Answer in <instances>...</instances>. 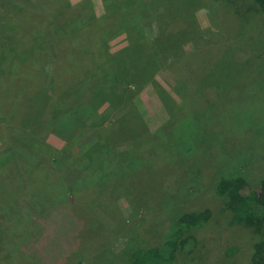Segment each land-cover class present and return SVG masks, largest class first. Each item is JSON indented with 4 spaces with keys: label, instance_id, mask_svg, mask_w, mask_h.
Wrapping results in <instances>:
<instances>
[{
    "label": "rangeland",
    "instance_id": "1",
    "mask_svg": "<svg viewBox=\"0 0 264 264\" xmlns=\"http://www.w3.org/2000/svg\"><path fill=\"white\" fill-rule=\"evenodd\" d=\"M85 1L69 0V7L61 12L62 14L59 12L64 21L75 19L73 20L75 23L72 21L71 26H68L72 30V25H77L78 32L74 34L75 37L73 35L71 38L54 43L56 44L54 51L50 45L51 41L49 44L47 38L35 40L32 37L22 40L20 44L28 57L23 62L21 58L19 61L15 59L3 70L5 71L3 74L0 73V79H3L5 83L6 78H11L12 81L21 78L20 65L24 63L23 72L29 70L31 75L44 76L43 81L39 82L45 87L51 85V91L48 95L45 94V99L51 106L50 96L52 91L56 90L57 84H51L48 75L56 77L62 74L58 78V83L67 86L65 74H63L65 70L68 73L67 83L73 81L74 78L71 77L75 75H92L98 72V64L88 65L91 64L89 59L92 53H96L95 55L99 53L106 57L108 53L127 47L128 32L120 24L119 18L111 22L108 28H102L99 34L98 25L96 27L90 25V20L99 21L103 16L119 15V12L123 11V0H92L93 4L87 6L94 12L82 16L79 8ZM158 2H161L159 5L166 15L176 17L182 27L171 39H168L169 34L164 33L165 47L180 43L182 50L173 57L172 66L171 59L167 62H165L166 59H162L164 64L159 66L160 61L157 58L156 66L159 71L154 78L159 80L163 89L170 95L178 86L180 94L176 98L181 102L177 104L182 106L188 100L187 108L177 118L172 115L170 118L168 110L162 107V101L154 87L146 85L140 91L141 104L136 102L144 114L149 136L134 140L131 145L124 147L106 145L107 147L99 151L103 157L98 164H95V169H89L81 176L77 175L75 168L72 167L69 169L67 180L68 184H74L76 178V185L79 187L85 182L89 183L94 173L97 175L100 173L98 183L102 181L109 186L114 181L111 178L116 176L108 172L116 171L119 162L126 157L127 153L131 157L134 155L132 150L138 154L141 152L152 154L155 150L160 153L167 151L171 155L174 168L183 172V176H177L178 189H175L178 193L169 201H166L169 198H163L166 194L162 195L160 191L150 193L145 198L142 195L138 197L132 195L134 198L130 200L123 188H120L117 183L113 184L111 188L106 189V192H102L104 193L102 197L93 196L91 202L83 203L86 213L78 214L75 209L71 210L72 214L69 213L67 216L69 219L66 228L71 230L69 235L66 233L67 239L72 236V242L65 241L62 246H58L55 249L56 258L53 256L44 259L48 264H130L134 249L161 247L171 238L174 232L173 224L183 212L205 209L211 210L209 220L203 226L184 235L194 237L174 252L172 262L176 264L250 263L254 244L259 240V236L252 228L232 222V212L226 207L225 198L218 192L217 185L221 184L222 177L237 174V171L242 172L254 188L258 187L261 179L264 178V14L257 10L254 0H158ZM23 4L19 0H0V13L4 14L6 20L13 21L15 15L13 12L19 10L33 17L39 16L38 19H41L40 22L43 23L44 20L48 21L52 17L46 14L50 12L49 10L55 12L59 9L60 0H35L30 3L32 9L29 4ZM144 13V7L141 4L140 8L135 10L132 21L139 23L138 21L144 18ZM193 22L195 27L197 26L194 33L187 28V25H193ZM161 23V26L168 25L165 19H162ZM124 24L128 27L127 23ZM133 25L135 26L134 35L146 34L145 38H148L152 29L149 25L143 26L142 32L139 26ZM118 26L122 31L107 41V49L98 51V41H104L111 31L116 32ZM86 28H92L95 33L91 35L92 31L88 32ZM175 38L180 41L176 42ZM71 41H74L72 45H70ZM149 45L151 48L156 47L154 43ZM62 48L63 54H61ZM172 52L174 53L175 50ZM67 59L71 60L68 62ZM50 60L52 62L48 64ZM104 60L105 58L102 59L100 66L105 68L107 61ZM244 63L250 66L247 68ZM47 64L52 65V68H49L46 73L45 65ZM14 68L21 70L19 74L7 76L8 71ZM195 71L193 86L187 88L188 81H192ZM183 73L188 76L185 78L183 76L179 81ZM93 78L98 80L96 75ZM132 79L130 77L128 80ZM122 81L123 83L113 93V96H118V99H115L116 103L120 101L121 96H125L126 87L135 84L134 82L126 83L123 79ZM14 83H10V87L6 84L9 90L7 86L3 87L7 89L2 93L3 100L7 102L10 98L13 110L18 107L23 109L25 106L23 102L30 101L28 94L31 93L32 97L35 89L38 88L34 85L30 87ZM74 86L70 85L71 88ZM188 90L192 91V94ZM60 99L63 101L59 104H66L70 100L66 95H61L59 101ZM113 100L106 101L98 107L99 113L108 115L107 119H110L117 107ZM18 112L15 114L0 112V136L12 134L5 124L6 127L1 124L3 122L12 124L21 115L23 116ZM47 119L43 118L42 121L47 122ZM101 119L100 137L103 138V142L109 143L107 138L111 123L103 116ZM19 132L21 133L22 130L14 134L18 136ZM40 133L46 143L55 149H62L66 143L53 131L47 130ZM94 135L95 129L86 125L85 128L78 129L69 143L72 146L82 142L87 143ZM38 137L39 134L34 139ZM5 141H7L5 138L0 137V147ZM170 142H174L177 150L174 147L171 148ZM185 148H191L194 151H183ZM140 157H142L141 154ZM212 157H215L212 160H219L218 163H213L220 167L217 174L210 173L208 170L212 167L210 166ZM143 159L145 163L148 162L146 157ZM188 159H191L192 163ZM100 163H103L101 168ZM237 163L239 165L243 163L239 170L235 166ZM200 167L202 171L197 170ZM1 170L0 167V172ZM167 170H170V165L168 161H164L162 171ZM194 170L196 171L193 172ZM170 176L172 173L168 177ZM121 185L128 190L125 185ZM138 187L136 183H132L130 193L137 192ZM55 192L58 194L57 190ZM84 192L86 194V190ZM85 194L82 193V198ZM102 202L104 204L100 205ZM49 203L54 202L51 200ZM18 212L20 216L13 221L14 224L31 221L29 218L31 210L26 209V217H22L19 210ZM94 221L95 225L98 224L95 227L92 226ZM31 234L30 231L29 235ZM39 244L40 241L37 242V245ZM164 253L167 254L169 251L165 250ZM82 259L83 262H80Z\"/></svg>",
    "mask_w": 264,
    "mask_h": 264
},
{
    "label": "trees",
    "instance_id": "2",
    "mask_svg": "<svg viewBox=\"0 0 264 264\" xmlns=\"http://www.w3.org/2000/svg\"><path fill=\"white\" fill-rule=\"evenodd\" d=\"M33 1L35 2V0H19V2L24 3L23 5L29 4L31 9L32 5L30 3ZM254 1L257 10L264 14V0ZM122 2L123 11H120L119 15L103 16L99 21L90 20V25L92 27L98 25L99 34L102 28H108L111 22L113 23L119 18L120 24L124 29H127L129 45L117 52L108 53L106 57L99 53L98 56L95 55L96 53H92L89 59L91 64L88 65L98 64V72L92 75H75L71 77L74 80L67 83L68 73L65 70L63 74H65L67 86L58 83V78L62 74L56 75V77L48 75L51 84H57L56 90H53L54 92L52 91V96H50L52 99L51 106L48 105L49 101L45 99V94L48 95L51 91V85L45 87L44 84L39 82L43 81L44 76L31 75L29 70L23 72V69H25L23 67L24 63L20 65L22 68L21 78L14 81L11 78H6L5 83L3 79H0V84H2L0 85V112L15 114L19 111L18 113L23 114L20 118L16 117L17 120L12 124L1 121L3 122L1 125H6L12 134L0 136L7 140L0 147V167L2 168L0 172V264H48L44 259L53 256L56 258L55 249L58 246H62L65 241L67 243L72 242V236L67 239V233L69 235L71 230L70 228H68L69 230L66 229L69 219H67L68 214H72L74 209L78 214L86 213L83 203L91 202L93 196L99 195L102 197V194H104L102 192H106V189L111 188L115 183L128 193V199L130 200L135 195V197L142 195L145 198L150 193L154 194L155 191H160L162 195L166 194L163 198H169L166 200L169 201L178 193L177 176H183V172L174 168L171 155L167 151L160 153L157 150L153 151L152 154L141 152L142 157L133 150L134 155H131V157L127 153L126 157L119 162L117 170L108 172L116 176V178H111L114 181L109 186L102 181L98 183L100 173L98 175L94 173L89 183L85 182L79 187L76 185V178L74 184H68L69 169L74 167L76 174L81 176L87 170L95 169V164H98V161L103 157L99 151L107 147L106 145L111 146L113 144L124 147L131 145L134 140H141L149 136L150 133H147L144 114L136 102L138 101L141 104L140 91L146 85L154 87L157 96L162 101V107L168 110L166 111L170 118L171 115L177 118L188 106V100L182 106H178L177 103L181 102L176 98L180 94L178 93V86L175 87L174 91L172 90L173 93L171 92L172 95H170L169 92L163 89V86L158 82L159 80L154 78L159 71L156 66L158 63L157 58L160 61L159 66L164 64L162 59H166L165 62L171 59L172 66L173 57L178 52L181 53L180 43H175L170 47H165L164 43V33L169 34L168 39H171L182 29L180 23L177 22V18L166 15V12L159 5L162 1L123 0ZM136 3L139 5L136 6ZM91 4H93L92 0L83 2V6L79 8L80 15L87 16L94 12L92 8L87 6ZM141 4L145 11L144 18L137 23L132 19L135 17V10L140 8ZM68 7L69 0H60L59 9L55 12L49 10L51 13L46 14L52 17L48 21L44 20L43 23L40 22L41 19H38L39 16L33 17L19 10L13 12L15 14L13 21L6 20L4 14L0 13V73L3 74L5 72L3 70L10 66L15 59L19 61L21 58V62H23L28 57L25 54L24 47L20 44L22 40L32 37L35 40L47 38L49 44L51 41L50 45L54 51L56 45L54 43H59L65 38H71L78 32L76 24L72 25V30L68 27L71 26L70 22L75 19L64 21L60 15ZM162 19H165L168 25L161 26ZM73 22L75 23V21ZM124 23H127L128 27ZM133 24L139 26L141 32L143 26L149 25L152 29H150L148 38H145L146 34H143L144 36L134 35L133 29L135 26ZM187 28L194 33L197 26L195 27L193 22V25L188 24ZM85 30L89 32L92 31V28H86ZM121 31L122 29L118 26L116 32L111 31L104 41H98V51L107 49V41L117 36ZM94 33L92 31L91 35ZM129 33L132 35L130 36ZM174 40L176 42L180 41L178 38ZM73 42L71 41L70 45ZM149 43H154L156 47L151 48ZM172 50H175V52L173 53ZM63 52L62 48L61 54ZM259 57L262 58V56ZM104 58V61H107L105 68L100 66ZM67 60L69 62L71 59ZM51 62L50 60L48 64ZM48 64L45 65L46 73L49 68H52V65ZM244 66L248 68L250 65L244 63ZM121 67L123 68L121 69ZM20 71L14 68V70L8 71L7 76L19 74ZM195 73L196 71L192 75V81H188L187 88L193 86ZM94 75L98 77V80L93 78ZM180 76L179 81L183 76L184 78L187 77L188 74L183 73ZM87 77L91 79L89 80ZM130 77L133 79L128 80ZM122 79L126 83L131 84L134 82L135 84L126 87L125 96H121L120 101L116 103L115 99H118V96H113V93L123 83ZM12 82H15L16 85L19 83L30 87L34 85L38 88L35 89L32 97L30 96L31 93L28 94L30 101L28 103L23 102L25 104L23 109L18 107L13 110L11 109L12 101L10 98L7 99V102L3 100L2 93L7 89L9 90L6 84L10 87ZM126 83L125 85H128ZM70 85L75 86L71 88ZM5 86H7V89H3ZM188 92L190 91L188 90ZM190 94H192V91ZM61 95H66L70 99L68 103L59 104L63 101L61 99L59 101ZM112 99H114L113 101L117 107L110 119H107L108 115L99 113L98 107L106 101L111 102ZM119 102L120 104H118ZM102 116L111 123L110 134L108 138L106 136L109 143L103 142V138L100 137L102 133L99 124ZM2 118L5 119V117ZM43 118H48L47 122H43ZM86 125H90L91 128L95 129L94 137L87 143L82 142L72 146L69 142L78 129L85 128ZM99 127L100 129H98ZM20 130L22 132H19L18 136L14 134ZM47 130L55 132L66 142L62 149H55L46 143L40 132ZM37 134H39V137L35 140L34 137ZM199 141L202 140L199 139ZM170 145L171 148H176L174 142H170ZM183 151L194 150L185 148ZM164 153H167V155H163ZM144 157L148 159L147 163H145ZM214 158L210 159V166L212 167H209L208 170L210 173L217 174L220 167L213 165V163L216 164L219 160H212ZM164 161L169 162L170 170L162 171ZM188 161L192 163L191 159H188ZM242 164L237 163L235 165L237 170L240 169ZM99 165L101 168L103 163ZM197 170L202 171V167ZM171 173L172 176L168 177ZM132 183L139 186L138 191L134 194L130 193V191L132 192ZM220 183L217 185L218 192L224 196L225 205L232 212V222L252 228L259 236V240L254 244V252L249 264H264V178L261 179L259 186L254 188L248 178L242 172L237 171V174L222 177ZM121 184L125 185L128 190ZM56 190L58 194L55 192ZM82 193L85 194L84 198H82ZM51 200L54 202L53 204L49 203ZM103 204L104 202L100 205ZM27 208L31 210L29 215L31 221L24 224H14L13 221L20 216L18 210L22 213V217H26ZM210 215L211 210L209 209L183 212L176 223L173 224L174 232L171 238L165 241L161 247H138L134 249L130 264H176L172 262L174 252L194 237L193 235H184L206 224ZM4 223H6L5 226ZM96 225L94 221L92 226L95 227ZM30 231L32 232L31 236L29 235ZM41 235H43L42 238L38 240ZM38 241H40L39 245H37ZM165 250H168L169 253L165 254ZM48 252L50 253L48 254ZM80 262H83V259Z\"/></svg>",
    "mask_w": 264,
    "mask_h": 264
}]
</instances>
